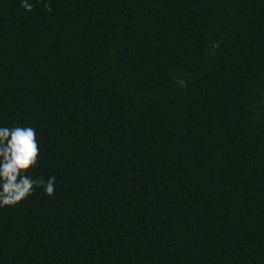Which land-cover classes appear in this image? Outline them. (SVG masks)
<instances>
[{
  "label": "trees",
  "instance_id": "1",
  "mask_svg": "<svg viewBox=\"0 0 264 264\" xmlns=\"http://www.w3.org/2000/svg\"><path fill=\"white\" fill-rule=\"evenodd\" d=\"M29 2L0 126L56 183L0 208V264H264V0Z\"/></svg>",
  "mask_w": 264,
  "mask_h": 264
},
{
  "label": "clouds",
  "instance_id": "2",
  "mask_svg": "<svg viewBox=\"0 0 264 264\" xmlns=\"http://www.w3.org/2000/svg\"><path fill=\"white\" fill-rule=\"evenodd\" d=\"M21 7L30 12L33 5L21 0ZM48 12L51 6L45 5ZM39 148L35 129L21 126H0V208L12 207L30 196L34 188H43L53 195L56 178L33 179L29 170L38 163Z\"/></svg>",
  "mask_w": 264,
  "mask_h": 264
}]
</instances>
